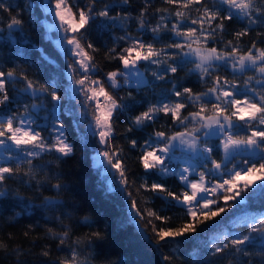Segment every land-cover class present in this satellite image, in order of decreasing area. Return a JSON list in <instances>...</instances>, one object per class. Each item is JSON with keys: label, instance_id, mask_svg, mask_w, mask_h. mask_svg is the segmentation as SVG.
<instances>
[{"label": "snow or ice", "instance_id": "6c2138e0", "mask_svg": "<svg viewBox=\"0 0 264 264\" xmlns=\"http://www.w3.org/2000/svg\"><path fill=\"white\" fill-rule=\"evenodd\" d=\"M163 2L175 10L157 8L150 13L153 0H143L135 16L127 10L131 0H23L15 6L0 0V13H7V17L0 16V25L7 20L0 33L6 30L11 44L36 49L40 61L39 65L29 63L18 47L17 55L25 56L24 63L37 69V76L30 77L20 65L5 68L0 60V217L15 208L20 211L7 215L9 223H18L22 214L53 213L41 218L45 223L55 221L59 230L48 227L45 238L55 240L56 251L66 255L53 260L51 248L45 245L39 255L47 259L39 264H93L103 255L109 233L100 228L99 221L90 214L75 219V225L89 229L84 236L74 235L73 224L65 223L84 209L75 202L76 188L68 182L63 166L78 151L87 155L90 146L99 187L106 196L125 198V219L157 251L191 243L199 238L198 232L202 236L215 229L222 222L216 218L229 213L227 218L236 216L247 231L212 236L205 248L214 259L201 260V264H223L225 259L229 264H264V0ZM33 18L42 25L41 35L53 52L36 48L29 40L26 25ZM133 22L136 35L131 30ZM233 24L241 27L229 31ZM114 29L122 35L110 37L111 46L104 42L105 58L119 61V66L104 72L94 55L100 48L91 36L95 32L99 40ZM229 35L233 39H225ZM253 36L244 42V37ZM41 65L59 69L60 76L66 75L67 87L57 76L41 80ZM181 71L195 75L204 90L184 85L177 77ZM102 72L104 79L98 75ZM147 72L153 81L171 85L168 91L161 88L155 102L138 100L133 94V89L139 93L157 86L147 79ZM10 90L17 93L15 99ZM25 97L39 103H28ZM13 103L19 107L13 109ZM138 107L145 110L133 115ZM185 109L192 110L184 114ZM41 112L45 113L43 123H37ZM160 114L171 117L169 131L155 127ZM121 116L127 118L123 133ZM149 127L153 131L142 143L128 135ZM121 135L130 150L140 153L144 174L138 187L124 148L117 143ZM178 149L183 166H170ZM169 178L179 182V192L167 184ZM9 182L39 193L36 198L41 204L22 196ZM142 192L153 195L141 197ZM257 198L261 210L248 213L246 206ZM156 199L165 208L148 206ZM177 207L187 219L168 226L173 218L161 213ZM37 227L30 224L23 235L28 237ZM12 240L11 233L8 243L0 237V251L17 258L32 255L19 245L11 247ZM163 259L172 262L171 256ZM15 264L29 261L16 259ZM103 264L128 262L107 258Z\"/></svg>", "mask_w": 264, "mask_h": 264}, {"label": "trees", "instance_id": "16d2710c", "mask_svg": "<svg viewBox=\"0 0 264 264\" xmlns=\"http://www.w3.org/2000/svg\"><path fill=\"white\" fill-rule=\"evenodd\" d=\"M5 2L11 3L13 6H15L17 3H23V0H5ZM37 2H39V0H37ZM142 7L143 0H131L130 8L127 10L131 11L132 15L135 16ZM157 8H168L170 11L175 10V6L166 5L163 0H153L149 12H154ZM193 15H195V13H193ZM0 16L7 17V13H0ZM39 18L41 21H43L44 15L40 13ZM24 19L26 21L29 20V13L25 12ZM6 23L7 20L5 19L4 24L0 25V27H4ZM153 23H155V20H153ZM240 27V24H233L231 28H229V31H231L233 28L238 29ZM26 28L28 31V38L32 44L36 45V48H46L50 53L53 52L49 42L41 35V33L44 31L42 25L36 24L35 18H33V22L31 24L26 25ZM131 30L133 35L137 34L134 22L131 26ZM119 35H122V32L119 29H114L111 33L103 35L99 40L95 32H93L91 36L93 42L97 43V47L100 48V51L94 55L96 61L99 63L104 72L114 70L119 66V61H109L105 58L106 49L104 47L105 41H107L108 45L111 46L112 40L110 37L114 38ZM6 37V30L3 33H0V60L4 61V67L8 68L13 64H18L21 66V68L27 69L28 75L30 77L37 76V69L34 67H29V64H25L24 60L26 56L29 59V63L39 65V52L30 45L18 46L16 44H11L6 39ZM145 38L148 39V37ZM251 38H254V36L244 37L243 40L244 42H248ZM225 39H233V37L229 35ZM18 47L25 52V56L17 55ZM119 50L120 49L118 48L117 51ZM58 63H60V67H64L62 57L58 58ZM140 63L143 64L142 61ZM39 73H41L39 76L41 80H44L46 76H57L62 86L67 87L69 83L66 75H59V69L46 68L41 65L39 68ZM224 74L227 75L228 73ZM98 75L101 79H104L103 72L99 73ZM145 75L149 81H153L151 72H147ZM177 77L182 78L181 82L186 86L192 87L193 91L204 90V86L197 82L195 75L186 76V73L181 71L177 73ZM153 82L157 85L154 89L145 88L139 93L133 89V94L136 95L138 100H144L145 102H155L158 94L161 92L162 87L165 91H168L171 88L170 83L157 81ZM17 87H22V85H17ZM9 94L14 99L17 96V93L11 90ZM119 94L124 95L125 93L120 92ZM25 101L28 103H39V101L28 100L27 97H25ZM11 107L16 109L19 107V105L13 103ZM143 110H145V108L138 107L133 115L138 114ZM190 110L192 109H185L184 114ZM65 118L71 119L70 117ZM120 120V131L123 133L124 129L126 128L127 118L126 116H121ZM40 121H42V118L39 119L37 123H41ZM155 127L159 130L169 131L171 128V117H165L163 114H160L159 123ZM152 131L153 128L149 127L144 132H136L134 130L133 133L128 135L135 137L139 142L142 143L147 135ZM69 132L71 133L72 129H69ZM117 143L124 148V154L127 157V164L132 174L131 178L137 179L136 186L138 187L139 177L144 174V169L142 168L138 159L140 153L136 150H130L129 142L124 139L123 135L119 137ZM93 144H95L94 140ZM95 146L99 147V145ZM86 152L87 155H85L84 151H78L75 158L71 159L66 166H63L64 170L69 173L68 182H71L76 188L75 202L79 203L84 209L83 213L74 214L73 221H65V223L73 224L74 235L84 236L85 233L89 231V229L75 225V219H80L83 215L90 214L93 219L100 222L99 226L101 229L107 230L109 233V239L103 245L101 250L103 255H99L93 264H103L107 258H111L113 262L117 260L127 261L128 264H168V262L164 261L163 259V256L165 255L172 257L171 264H201V260L214 259L210 255L206 254L207 249L205 248L206 242L212 236H219L224 233H244L247 231V226L240 222L236 216L227 218L229 217V213H225L222 214L221 217L216 218V220H220L222 222L215 229L205 233L202 236L198 232L196 235L199 238L193 239L191 243L182 245L178 248H165L163 251H157L155 246L149 243L144 234L140 232L135 225L128 223L125 219L127 213V204L125 202V198L117 194L106 196L105 191L99 187L100 177L97 175V170L92 164V156L94 155L93 148L90 146L88 149H86ZM49 159H51V157H49ZM217 159H219V155H217ZM176 165L177 164H172L171 166L174 167ZM166 182L169 186H171L173 191L179 192L181 190V185L175 178H169ZM9 183L10 186L19 191L22 196L31 197L37 206L41 204L42 201L36 198L40 195L39 193L28 190L19 184L12 182ZM51 194V192L43 193V195ZM68 195L69 194L66 193L65 198H67ZM152 195V193H141V197H150ZM139 199L140 198H138V200ZM148 206L157 210L165 208V205L159 199H156ZM261 208L262 205L259 198L255 199L250 205L246 206L247 212L250 214H258ZM19 211V208H15L13 210V212ZM232 211L235 212L236 210L233 209ZM13 212L8 213L7 215H12ZM161 214H166L173 218L168 225L173 227L182 223L184 219H187L183 213V210L178 207L165 209V212ZM7 215L0 217V237H3L5 242L8 243L7 234L11 233L13 236V240L10 242L11 247H16L19 245L26 252L31 251L32 255L21 256L17 258L9 256L5 251H0V264H15L16 259L28 260L29 264H39L40 260L47 259L39 255L44 249L45 245H48L51 248V259L53 260L57 259V257H63L66 255V253L56 251L57 242L55 240L45 238L48 227H54L56 230H59V226L55 223V221H52L51 223H45L44 219L41 218L43 215L51 217L53 213H30L28 216H24L22 214L20 217H17V220L19 221L18 223H9L7 220ZM56 215H59V213H56ZM212 223H214V221ZM30 224H37L38 227L34 232L30 233L28 237H25L23 233L28 230V226ZM157 224L159 225L160 222H157ZM203 227H207V225H204ZM33 243L36 245L35 247H31ZM223 264H229V260L225 259Z\"/></svg>", "mask_w": 264, "mask_h": 264}, {"label": "rangeland", "instance_id": "374dc122", "mask_svg": "<svg viewBox=\"0 0 264 264\" xmlns=\"http://www.w3.org/2000/svg\"><path fill=\"white\" fill-rule=\"evenodd\" d=\"M102 99V98H101ZM40 117L42 118L44 115H45V113H43V112H41L40 114ZM39 120V119H38ZM38 120H37V122H38ZM41 123H43V120L42 121H40ZM179 150V149H178ZM181 166H183L182 164H181ZM257 175H258V173H257ZM252 179H255V177H253ZM240 183L242 184L243 183V180H241L240 181ZM256 183H260V181H256ZM228 234H230V233H228ZM223 235V234H222Z\"/></svg>", "mask_w": 264, "mask_h": 264}, {"label": "built area", "instance_id": "2783aa9c", "mask_svg": "<svg viewBox=\"0 0 264 264\" xmlns=\"http://www.w3.org/2000/svg\"><path fill=\"white\" fill-rule=\"evenodd\" d=\"M178 159H179V157L176 158V160H178Z\"/></svg>", "mask_w": 264, "mask_h": 264}]
</instances>
